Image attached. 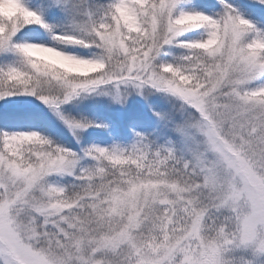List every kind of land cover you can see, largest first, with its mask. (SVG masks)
<instances>
[{
    "label": "snow or ice",
    "instance_id": "1",
    "mask_svg": "<svg viewBox=\"0 0 264 264\" xmlns=\"http://www.w3.org/2000/svg\"><path fill=\"white\" fill-rule=\"evenodd\" d=\"M0 264H264V0H0Z\"/></svg>",
    "mask_w": 264,
    "mask_h": 264
}]
</instances>
